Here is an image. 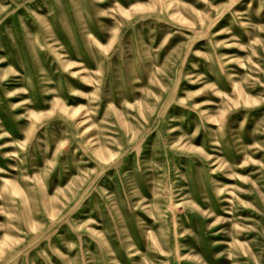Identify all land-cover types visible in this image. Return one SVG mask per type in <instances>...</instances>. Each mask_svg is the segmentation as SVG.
Wrapping results in <instances>:
<instances>
[{"label": "rangeland", "instance_id": "obj_1", "mask_svg": "<svg viewBox=\"0 0 264 264\" xmlns=\"http://www.w3.org/2000/svg\"><path fill=\"white\" fill-rule=\"evenodd\" d=\"M0 264H264V0H0Z\"/></svg>", "mask_w": 264, "mask_h": 264}]
</instances>
